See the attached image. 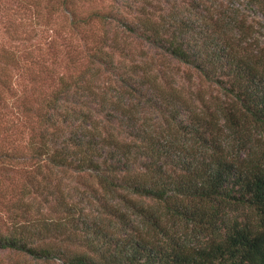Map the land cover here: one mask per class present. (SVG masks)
<instances>
[{"label":"trees","instance_id":"16d2710c","mask_svg":"<svg viewBox=\"0 0 264 264\" xmlns=\"http://www.w3.org/2000/svg\"><path fill=\"white\" fill-rule=\"evenodd\" d=\"M194 1L17 0L23 46H0V264H264V51L237 13ZM40 20L48 57L19 33ZM168 58L229 102L193 96Z\"/></svg>","mask_w":264,"mask_h":264},{"label":"rangeland","instance_id":"374dc122","mask_svg":"<svg viewBox=\"0 0 264 264\" xmlns=\"http://www.w3.org/2000/svg\"><path fill=\"white\" fill-rule=\"evenodd\" d=\"M206 1V4L210 7L217 9V12L219 10H222L226 16L230 17L234 13H237L239 17L244 20V26L245 29H247V33L251 34L249 37L248 49L256 51L258 48L263 49L264 51V13L261 11L259 6L257 4L252 3L250 0H202ZM193 2V1H192ZM194 2H199L198 0ZM17 0H0V46L4 45L6 47H12L15 48L17 46L19 49L22 48L23 45H21L17 39V35H15L11 29L8 27L9 19L12 17V13L14 12V9L16 8ZM189 7V6H188ZM189 15L192 18H195L197 20V23H200L201 18L200 15L202 8L198 9L199 13L195 12L194 10L189 7ZM217 14V13H216ZM200 19V20H199ZM18 22V21H17ZM204 22V21H201ZM34 24V21L33 23ZM39 30H36L39 32V35L35 34V37L30 38L29 31L32 29V25H27L22 29L19 30V33H21V38L23 40H30L31 42L37 43L40 46H34L40 47L41 50L35 49V53H41L43 56L48 57L50 56L49 52L53 50L51 48L50 39L55 38L56 34L54 33L53 29H46L45 31L42 30L44 23L40 20L39 25H37ZM52 28V27H51ZM25 31V32H24ZM27 31V32H26ZM32 36V34H31ZM132 46L134 48L144 50L148 52L150 55L155 54L154 48H152L150 45L144 43L142 40H133ZM148 55L149 57H151ZM169 69L168 73L171 77L178 80V84L188 85L187 78L185 79L183 77V73L189 72L191 75L192 80L189 82L190 85V91L191 94L196 95L197 91H200V95L205 96L206 98H211V101H216L214 103H209L210 106H218L219 104L223 103L224 101L229 102L230 98L227 97L224 94V90L219 87L218 85L209 82L203 78H201L197 71L190 65L178 62L175 59H169ZM111 86L117 87L115 90H113V94H117L119 91V84L110 82ZM103 85V83L101 84ZM188 91H185L187 93ZM144 115L146 116H152V118L156 117V113H152V108H149V106L145 105L144 107ZM214 108V107H213ZM158 124L164 125V122H162L158 116L157 118ZM262 137L264 139V132L262 134ZM19 176V174L17 175ZM66 182H71L70 180H67ZM71 184H73L71 182ZM74 185V184H73ZM72 194L77 197L79 196V192L77 190H72ZM0 258H5V253L0 252Z\"/></svg>","mask_w":264,"mask_h":264}]
</instances>
